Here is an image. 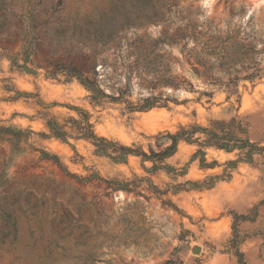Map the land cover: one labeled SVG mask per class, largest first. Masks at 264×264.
I'll return each instance as SVG.
<instances>
[{"label":"rangeland","instance_id":"374dc122","mask_svg":"<svg viewBox=\"0 0 264 264\" xmlns=\"http://www.w3.org/2000/svg\"><path fill=\"white\" fill-rule=\"evenodd\" d=\"M218 1L0 0V126L35 132L17 145L0 142V264H89L91 257L93 264H159L171 254L183 264H264V151L250 162L237 161L230 175L211 188L186 185L167 192L176 211L152 195L150 184L165 189L167 184L220 175L226 161L238 158L237 150L208 147L206 159L218 165L200 168L197 159L188 162L196 146L180 142L166 162L185 166L186 174L174 176L165 169L150 170L151 162L135 155L114 162L96 153L88 140L63 142L38 134L47 132L42 112L62 120L75 115L69 106H78L92 114L97 135L145 151L157 148L160 131L231 116L242 120L251 142L264 146V73L254 83L240 80L236 92L208 86L192 75L181 43L158 41L186 23L201 30L206 20L222 36L227 27L238 29V40L251 30L264 32V0ZM148 13L159 19L137 24ZM126 24L112 38L96 39L100 30L107 36L108 30ZM23 40L32 72L11 66L8 57L18 52L22 62ZM148 48H154L149 57L154 63L146 68V61L135 59ZM87 56L88 64L96 62L106 92L128 87L127 98L133 102L161 92L162 98H170L167 106L145 111H131L125 102L91 106L76 80L46 72V60L78 63ZM258 59L264 67V53ZM168 61V72L183 76L192 89L148 87L155 70L167 68ZM214 75L224 78L220 69ZM15 90L32 95L12 98ZM203 90L212 91L211 99L201 95ZM38 99L48 107H41ZM134 179L139 186L131 192L112 190L105 181ZM233 213L244 217L234 219ZM118 236L147 239L156 247L149 251L142 245L111 244Z\"/></svg>","mask_w":264,"mask_h":264},{"label":"trees","instance_id":"16d2710c","mask_svg":"<svg viewBox=\"0 0 264 264\" xmlns=\"http://www.w3.org/2000/svg\"><path fill=\"white\" fill-rule=\"evenodd\" d=\"M227 0H225L226 2ZM220 2V0L218 1ZM233 12L230 11L229 17H232ZM159 19L157 14H143L137 24L143 22H155ZM201 30H196L195 25L186 23L183 28H178L172 35L163 34V37L158 41L167 43H181L180 51L182 53L184 61L189 65V70L192 75L200 79L201 82L208 86H218L228 89L230 92H236V87L240 80H248L254 83L256 80L262 78L264 73V67L260 65L258 56L264 53V32L260 29L251 30L250 34H247L243 40H238L239 30L228 29L225 30V35L215 34L210 30V21L203 23ZM126 24L119 29L108 30L107 36L100 30L96 39H110L118 33V31L128 28ZM191 40V45L189 41ZM258 42L261 44L258 46ZM25 40L20 47L22 53V62H19V53H10L8 55L11 66L23 69L28 72H32V68L28 66L29 56L25 47ZM3 50L6 48L2 47ZM154 53V48H148L144 52H137L135 63L139 61H146L145 67H149L150 62L154 63L153 58L149 60ZM88 56L85 59H79L78 63L74 60L66 62H58L51 64L46 60L45 68L46 72L51 77H56L61 74L64 77V81L76 80L86 91V98L91 106L103 107L109 103L125 102L126 108L131 111H145L155 106H167V102L170 100L169 96L162 98L161 92L157 95H148L141 98L139 102H133L127 97L130 96V90L128 87H117L115 92H106L99 83L98 69L96 62L91 61L88 64ZM169 61L167 62V68L153 73V77L149 81V88L154 89L158 86L166 85L172 88H177L182 85H188L192 89V84L187 81L183 76L170 74ZM214 69H220L223 73V79H218L214 75ZM140 79H142L140 77ZM128 81V80H127ZM142 83V82H141ZM187 87V86H186ZM6 90L8 86H4ZM32 95L30 92H20L15 90V94L12 98H19L21 96L27 97ZM201 95L211 99L212 91L203 90ZM38 104L47 108L48 105L38 99ZM175 101V100H174ZM209 101V100H208ZM50 105H54L51 103ZM70 109L75 111V115L67 116L66 118L59 120L57 117L51 116L46 112H42L41 117L47 129V132H39L44 137H54L60 141L67 142L72 139H84L88 140L94 146L95 152L104 156H107L114 162H126L129 155L138 156L141 161L151 162L150 170L165 169L167 173H171L174 176H184L186 174V167H174L170 166L166 160L173 156L178 148L180 142H184L189 145H195L196 148L191 154L189 161L198 160L200 168H212L218 165L216 160L208 161L206 159L205 149L208 147L223 149L227 152L237 150L238 158L236 160H228L224 163L225 167L220 175L206 176L202 180H185L183 182L167 184L165 189H161L154 184H150V192L160 202L167 205L174 210L178 211L176 205L169 197H165L167 192H178L182 189L195 188H211L218 178H223L224 175L229 176L233 168H235L237 161H252L254 154H261L264 151V146H258L255 142H251L244 134V124L240 118L231 116L229 119L212 118L208 120L206 125H201L196 122L188 124H180L174 131L164 130L158 132L155 135L156 149L151 146L148 147V151H145L142 146H136L134 144L126 145L118 141L108 139L104 136H99L94 130V123L91 120L92 114L89 110L78 106H69ZM35 133L30 129H19L16 127L0 126V142H9L12 145H17L20 141H26L30 134ZM42 155H46V152L41 150ZM44 157V156H42ZM187 164V163H186ZM185 164V165H186ZM134 180H125L119 182L118 180H105L108 183V187L112 190H123L126 192L134 191L140 181L137 183ZM139 194H142L140 191ZM149 198V196H148ZM234 219L238 217H244L242 214L238 215L233 213ZM115 246L118 245H142L146 246L149 251L156 247V244H151L147 239H140L138 237L129 238L125 237H113L110 241ZM236 246V243L235 245ZM238 256H241L240 252ZM94 257L90 258L89 264H93ZM241 264L242 261L240 260ZM159 264H183L182 260L178 256L171 254L163 262Z\"/></svg>","mask_w":264,"mask_h":264},{"label":"water","instance_id":"95a60500","mask_svg":"<svg viewBox=\"0 0 264 264\" xmlns=\"http://www.w3.org/2000/svg\"><path fill=\"white\" fill-rule=\"evenodd\" d=\"M204 1H207V0H204ZM146 33H147V34H146L147 36L151 35V34H150V31H147Z\"/></svg>","mask_w":264,"mask_h":264}]
</instances>
